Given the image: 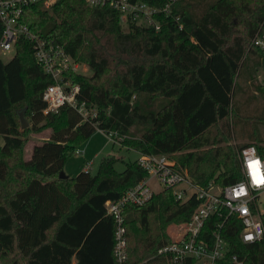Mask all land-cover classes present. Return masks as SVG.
<instances>
[{
  "label": "trees",
  "instance_id": "trees-1",
  "mask_svg": "<svg viewBox=\"0 0 264 264\" xmlns=\"http://www.w3.org/2000/svg\"><path fill=\"white\" fill-rule=\"evenodd\" d=\"M130 1L168 4L169 13L157 16L155 30L123 25L109 4L41 0L23 8L22 24L91 70L63 76L79 85L78 99L96 116L84 119L67 105L44 112L42 92L54 80L25 37L9 61L0 58V264H19L16 256L23 264H195L158 253L199 203L194 195L180 202L169 188L142 206H126L127 257L116 261L115 223L105 203L146 172L136 160L118 172L114 165L123 159L110 155L95 174L59 177L75 145L98 129L124 135L120 144L140 154L167 155L201 187L238 181L244 146L264 156V131L247 128L250 109L261 108L256 118L264 121V84L257 81L264 50L252 43L264 22V0ZM20 111L30 128H21ZM32 128L48 136L26 159L25 133ZM240 231L235 218L227 221L222 236L229 248L217 264H236L233 255L242 264H264V239L243 242Z\"/></svg>",
  "mask_w": 264,
  "mask_h": 264
},
{
  "label": "built area",
  "instance_id": "built-area-1",
  "mask_svg": "<svg viewBox=\"0 0 264 264\" xmlns=\"http://www.w3.org/2000/svg\"><path fill=\"white\" fill-rule=\"evenodd\" d=\"M38 1L41 0H0V55L9 51L14 53L18 37H25L32 43L36 62L54 80L42 92V99L46 102L44 112H55L67 105L84 119L95 117L96 111L88 109L78 99L79 85L72 84L63 76L68 70L79 72V63L62 47L46 41L19 21L23 8ZM43 1L45 5H50L55 0ZM85 1L90 6L111 5L120 12V22L123 25L130 22L153 27L155 30L160 25L157 16L169 13L168 4L130 0ZM252 43L264 50V22ZM98 131L108 135L114 142L120 143L125 137L114 131ZM238 157L241 171L238 181L225 186L210 181L206 187H201L185 170L176 167L167 155L139 153L136 161L146 172L145 177L127 189L118 200H108L105 203L106 214L115 223L113 255L116 261L123 263L127 257L124 218L126 206H142L151 199L154 192L164 188L172 189L175 199L180 202L193 195L199 201L189 219L176 224L171 241L158 249L159 254H167L173 263L194 259L195 264H217L228 252L229 245L223 238L222 231L232 217L241 225L240 237L243 242L252 243L264 239V210L260 208L259 200L264 192V156L254 145H247L240 149ZM90 164H86L84 171H89ZM207 226L208 230L205 229ZM232 260L236 264H242L236 255L232 256Z\"/></svg>",
  "mask_w": 264,
  "mask_h": 264
},
{
  "label": "rangeland",
  "instance_id": "rangeland-1",
  "mask_svg": "<svg viewBox=\"0 0 264 264\" xmlns=\"http://www.w3.org/2000/svg\"><path fill=\"white\" fill-rule=\"evenodd\" d=\"M13 51H9L4 55H0V58L7 62L13 56ZM79 63V62H78ZM79 72L85 74L87 76L91 75V70L85 63H79ZM257 81L264 84V76L262 69H259L257 72ZM21 109V108H20ZM19 109V110H20ZM261 109V108H260ZM260 109H255L249 111L247 117H249L247 122V128L253 133L262 134L264 131V121L256 118L259 115ZM28 120V128L32 126L31 120ZM243 124H235L234 131L240 133L242 130ZM136 130H132V135H135ZM48 132L47 130H38L34 131L33 128L29 129L25 133V144L22 151V156L26 159H29L31 156L32 148L34 144L39 143L45 139H47ZM132 136H129V139ZM4 143V138L0 134V145ZM121 143V142H120ZM119 142L113 141L108 135L96 130L89 138L84 140L83 142L77 143L75 145L76 151H80V153L72 154L68 156L65 160L64 167L62 171L67 176H75L78 172L85 169L86 164L90 162L89 171L92 174H95L98 169V165L101 159L105 156L114 155L123 161L119 160L115 163L114 167L116 171L122 172L125 168V162L136 160L139 156L138 152L133 148H126L122 146ZM155 185V184H154ZM156 186V185H155ZM260 208L264 210V192L261 193L260 197ZM15 258V257H14ZM19 261V264H23V261L20 257L16 256ZM5 263V262H4Z\"/></svg>",
  "mask_w": 264,
  "mask_h": 264
},
{
  "label": "water",
  "instance_id": "water-1",
  "mask_svg": "<svg viewBox=\"0 0 264 264\" xmlns=\"http://www.w3.org/2000/svg\"><path fill=\"white\" fill-rule=\"evenodd\" d=\"M19 118H20V122H21V128H26L28 126V121L26 120V118L23 115V111L19 112ZM59 177L60 178H65L67 177V175L64 174L63 171H60L59 173Z\"/></svg>",
  "mask_w": 264,
  "mask_h": 264
},
{
  "label": "crops",
  "instance_id": "crops-1",
  "mask_svg": "<svg viewBox=\"0 0 264 264\" xmlns=\"http://www.w3.org/2000/svg\"><path fill=\"white\" fill-rule=\"evenodd\" d=\"M139 154V153H138Z\"/></svg>",
  "mask_w": 264,
  "mask_h": 264
}]
</instances>
